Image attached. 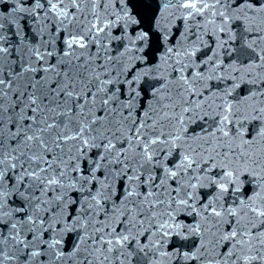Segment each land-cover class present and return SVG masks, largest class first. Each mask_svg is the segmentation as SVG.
I'll use <instances>...</instances> for the list:
<instances>
[{
	"label": "snow or ice",
	"instance_id": "1",
	"mask_svg": "<svg viewBox=\"0 0 264 264\" xmlns=\"http://www.w3.org/2000/svg\"><path fill=\"white\" fill-rule=\"evenodd\" d=\"M0 264H264V0H0Z\"/></svg>",
	"mask_w": 264,
	"mask_h": 264
}]
</instances>
